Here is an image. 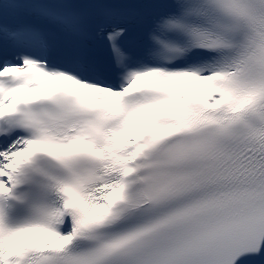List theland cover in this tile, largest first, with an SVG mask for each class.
<instances>
[{"label":"snow or ice","instance_id":"6c2138e0","mask_svg":"<svg viewBox=\"0 0 264 264\" xmlns=\"http://www.w3.org/2000/svg\"><path fill=\"white\" fill-rule=\"evenodd\" d=\"M0 264H264V0H0Z\"/></svg>","mask_w":264,"mask_h":264}]
</instances>
